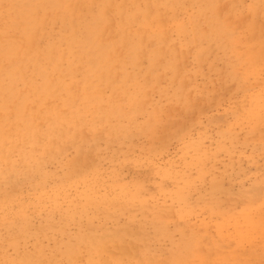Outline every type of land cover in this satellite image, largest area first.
Here are the masks:
<instances>
[{"label": "rangeland", "instance_id": "rangeland-1", "mask_svg": "<svg viewBox=\"0 0 264 264\" xmlns=\"http://www.w3.org/2000/svg\"><path fill=\"white\" fill-rule=\"evenodd\" d=\"M156 2L167 43L146 44L152 73L124 71L127 97L100 84L98 116L54 126L59 145L0 143V264H70L76 237L141 229L148 256L196 242L264 260V0Z\"/></svg>", "mask_w": 264, "mask_h": 264}, {"label": "bare ground", "instance_id": "bare-ground-1", "mask_svg": "<svg viewBox=\"0 0 264 264\" xmlns=\"http://www.w3.org/2000/svg\"><path fill=\"white\" fill-rule=\"evenodd\" d=\"M156 1L0 0V143L12 149L15 140L28 135L30 141L38 134L42 141L58 144L61 140L50 134L54 126L64 129L72 117L98 116L90 108L100 102V84L127 97V88L135 85L124 72L128 67L153 72V63L145 65V58L156 50L146 44L162 36L148 29L145 20L155 16L145 9L158 7ZM157 13L172 14L168 9ZM133 25L138 30L131 34ZM176 28L178 36L182 27L177 23ZM163 34L169 37L167 30ZM143 231L127 239L112 233L76 237L67 242L65 258L70 264H80L75 261L81 253L85 264H264L263 254L246 260L220 246L202 252L196 242L148 256V245L139 248L147 243Z\"/></svg>", "mask_w": 264, "mask_h": 264}]
</instances>
